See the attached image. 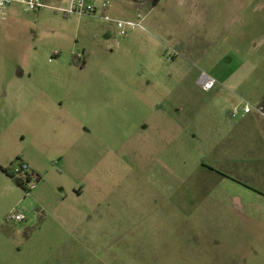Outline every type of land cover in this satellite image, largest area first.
I'll return each mask as SVG.
<instances>
[{"label": "rangeland", "instance_id": "1", "mask_svg": "<svg viewBox=\"0 0 264 264\" xmlns=\"http://www.w3.org/2000/svg\"><path fill=\"white\" fill-rule=\"evenodd\" d=\"M45 2L0 7V162L40 175L0 171V264H264V118L230 116L264 100V0Z\"/></svg>", "mask_w": 264, "mask_h": 264}, {"label": "built area", "instance_id": "2", "mask_svg": "<svg viewBox=\"0 0 264 264\" xmlns=\"http://www.w3.org/2000/svg\"><path fill=\"white\" fill-rule=\"evenodd\" d=\"M67 3L66 7H56V9L61 10L64 14L70 15L73 13L77 14H90L94 15L98 10H105L110 3L115 0H65ZM12 3H18L24 6L25 10L35 11L41 7L47 6L45 0H0V7H6ZM138 18L142 19L141 15H137ZM103 18L107 21L113 20L116 23V26L120 30L121 35H125L128 29H132L136 26H140V22L135 20L127 19H113L108 14L103 15ZM198 84L202 89L208 90L214 87L216 80L214 77L208 75L205 72H201L198 77ZM257 112L260 116L264 118V107L262 105H252L245 100H242L241 103L235 106L230 110V116L237 118L243 117L251 112ZM11 172L21 174L23 178V183L25 186H29L28 191L34 188L33 179L37 180V177L34 171L23 161H20L19 166L13 169ZM26 190V189H25ZM25 214L19 209H13L6 215V220L9 222H21L25 220Z\"/></svg>", "mask_w": 264, "mask_h": 264}, {"label": "trees", "instance_id": "3", "mask_svg": "<svg viewBox=\"0 0 264 264\" xmlns=\"http://www.w3.org/2000/svg\"><path fill=\"white\" fill-rule=\"evenodd\" d=\"M138 4H141V3H148V4H151V5H155L157 3V0H135ZM3 170L15 181V183L20 186L21 188L23 189H26L25 188V184L23 183V176L21 174H17L15 172H11L9 171L8 168H3ZM36 177H37V180H40V176L34 172Z\"/></svg>", "mask_w": 264, "mask_h": 264}, {"label": "crops", "instance_id": "4", "mask_svg": "<svg viewBox=\"0 0 264 264\" xmlns=\"http://www.w3.org/2000/svg\"><path fill=\"white\" fill-rule=\"evenodd\" d=\"M101 11H105V10H101ZM259 105H262L263 107H264V100H262V102L259 104ZM256 106V105H255ZM252 116L253 118H258L260 115L257 113V112H255V111H253V112H251V113H249V114H247V115H245V116H243V117H241V118H245V117H247V116ZM261 117V116H260ZM23 161V160H22ZM23 162H25V161H23ZM33 171H35L38 175H39V173L33 168V167H31L30 166V164L28 163V162H25ZM9 167V165L7 166V165H5L4 163H2V162H0V171L4 174V175H6V177L7 178H9V179H11L12 181H13V183L14 184H16L15 183V181L3 170V168H8ZM40 176V175H39ZM17 185V184H16ZM74 191H75V193L76 194H79L81 191L80 190H78V189H75L74 188Z\"/></svg>", "mask_w": 264, "mask_h": 264}, {"label": "flooded vegetation", "instance_id": "5", "mask_svg": "<svg viewBox=\"0 0 264 264\" xmlns=\"http://www.w3.org/2000/svg\"><path fill=\"white\" fill-rule=\"evenodd\" d=\"M9 171H12L13 169H11L10 167H8ZM35 172V171H34Z\"/></svg>", "mask_w": 264, "mask_h": 264}]
</instances>
